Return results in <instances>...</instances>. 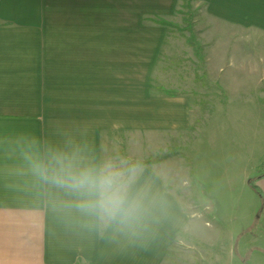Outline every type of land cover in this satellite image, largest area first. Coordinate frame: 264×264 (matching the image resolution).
Masks as SVG:
<instances>
[{"label": "crops", "instance_id": "crops-1", "mask_svg": "<svg viewBox=\"0 0 264 264\" xmlns=\"http://www.w3.org/2000/svg\"><path fill=\"white\" fill-rule=\"evenodd\" d=\"M203 2L223 94L207 142L200 132L192 147V183L209 184L192 189L202 209L185 204L177 162L142 163L126 179L143 212L126 227L70 207L75 195L41 181L32 160L99 167L110 133L158 135L167 148L193 130L192 91L153 82L179 52L155 19L175 22L181 0H0V264H207L224 248L225 227L205 218L224 180L264 220V177L250 184L264 166V47L246 41L264 46V0Z\"/></svg>", "mask_w": 264, "mask_h": 264}, {"label": "rangeland", "instance_id": "rangeland-1", "mask_svg": "<svg viewBox=\"0 0 264 264\" xmlns=\"http://www.w3.org/2000/svg\"><path fill=\"white\" fill-rule=\"evenodd\" d=\"M205 14L206 9L203 0H181L176 21L170 26V29L177 33L176 43L179 44V50L178 48L175 50L179 52L172 55L173 57H167L171 61L166 71L160 72L158 67L153 76V82L158 88L163 87L173 91L181 88L192 91V97L195 101L193 106V130L185 133V135L173 137L172 141L174 143L168 144L167 148L160 145L161 138L158 135L152 137L151 143H147L148 137L114 132L105 138L103 150L104 164L111 163L117 166L125 173L126 178L148 160L155 166L166 163L165 160L172 159L177 162L180 169V179L185 180L183 185L185 204L195 210H201L202 207H200L199 201L194 198L193 187L197 185L204 190L208 188L209 184L202 178L196 180L195 185L192 183V147L200 132L205 133L202 139L203 142H207L208 126L213 119L214 111L217 112L220 106L221 95L223 94L221 88L212 86V80L216 79L219 73L210 71L207 65L209 46L206 44L211 41L201 34L203 25L206 26V22L202 18ZM189 22L192 23L194 30L192 33L189 30ZM192 34H194V38L202 48L201 56L196 53L190 42ZM246 41L250 48L264 47L261 44L256 45L258 41V43H263L262 40L256 41L248 38ZM181 79L186 84L177 86L176 81ZM220 161L222 162V159ZM173 165L171 166L173 168L169 167V169L173 174H176V163ZM262 173H264V166L259 168L252 175V178ZM225 183V180L223 183H218L220 184L218 189L222 193L219 198L208 199L214 207L212 210L214 214L205 216V218L211 224L224 226L225 228L220 227L222 231L219 234L220 239H218L220 244L224 245V248L220 247L222 248L221 257L216 256L214 261L213 259L207 260V264H264V220L260 218L259 211L256 210L255 212L252 208L247 193H241L242 195H240L237 192H226L228 186ZM246 228L249 229L245 230ZM211 231L217 233L216 230L210 229ZM200 264H206V262Z\"/></svg>", "mask_w": 264, "mask_h": 264}, {"label": "clouds", "instance_id": "clouds-1", "mask_svg": "<svg viewBox=\"0 0 264 264\" xmlns=\"http://www.w3.org/2000/svg\"><path fill=\"white\" fill-rule=\"evenodd\" d=\"M32 170L44 183L74 194L70 207L85 216L126 227H133L141 217V199L130 190L125 173L111 163L81 166L58 153L48 159L34 158Z\"/></svg>", "mask_w": 264, "mask_h": 264}, {"label": "trees", "instance_id": "trees-1", "mask_svg": "<svg viewBox=\"0 0 264 264\" xmlns=\"http://www.w3.org/2000/svg\"><path fill=\"white\" fill-rule=\"evenodd\" d=\"M155 22H157V23H159V24H162V25H167V26H171L172 25V23L171 22H167V21H165V20H162V19H155ZM190 23V22H189ZM190 25V31H191V33L192 32H194V30H193V27H192V23H190L189 24ZM190 42H191V44L193 45V47H194V50L196 51V53L199 55V56H201V46H199L200 44L198 43V41L194 38V34H192L191 35V37H190ZM149 163H152V162H150V160H148V162L147 161H145L144 162V164H149ZM259 177H264V173H262V174H260V176ZM255 182V179L254 178H251L250 179V184L256 189V190H258V187H257V185L254 183ZM259 193H260V195L262 196V193L259 191Z\"/></svg>", "mask_w": 264, "mask_h": 264}]
</instances>
